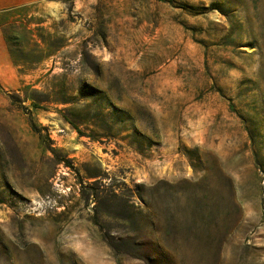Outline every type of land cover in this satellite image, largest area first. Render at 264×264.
I'll list each match as a JSON object with an SVG mask.
<instances>
[{"label":"rangeland","instance_id":"obj_1","mask_svg":"<svg viewBox=\"0 0 264 264\" xmlns=\"http://www.w3.org/2000/svg\"><path fill=\"white\" fill-rule=\"evenodd\" d=\"M0 27L31 76L0 88V264H264V0H45Z\"/></svg>","mask_w":264,"mask_h":264},{"label":"crops","instance_id":"obj_2","mask_svg":"<svg viewBox=\"0 0 264 264\" xmlns=\"http://www.w3.org/2000/svg\"><path fill=\"white\" fill-rule=\"evenodd\" d=\"M45 0H0V11L12 10L22 6L41 3ZM30 75H21L8 50L4 30L0 27V88L17 89L30 83Z\"/></svg>","mask_w":264,"mask_h":264},{"label":"trees","instance_id":"obj_3","mask_svg":"<svg viewBox=\"0 0 264 264\" xmlns=\"http://www.w3.org/2000/svg\"><path fill=\"white\" fill-rule=\"evenodd\" d=\"M141 197V199H143V197L142 196H140Z\"/></svg>","mask_w":264,"mask_h":264}]
</instances>
